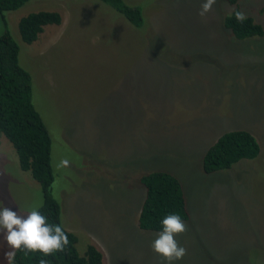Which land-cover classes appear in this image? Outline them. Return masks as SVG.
<instances>
[{"label": "rangeland", "instance_id": "1", "mask_svg": "<svg viewBox=\"0 0 264 264\" xmlns=\"http://www.w3.org/2000/svg\"><path fill=\"white\" fill-rule=\"evenodd\" d=\"M124 1L141 7L139 28L99 0H28L3 13L50 136L61 224L78 253L91 243L104 264H165L150 247L158 232L137 226L139 176L164 171L188 215L175 237L186 255L174 264H264V34L239 40L223 28L229 0L204 17V0ZM235 4L264 30V0ZM37 10L58 12L60 24L23 43L17 20ZM233 129L254 136L257 155L203 172L204 151ZM62 159L69 166L57 168ZM41 201L0 135V206L26 215Z\"/></svg>", "mask_w": 264, "mask_h": 264}, {"label": "trees", "instance_id": "2", "mask_svg": "<svg viewBox=\"0 0 264 264\" xmlns=\"http://www.w3.org/2000/svg\"><path fill=\"white\" fill-rule=\"evenodd\" d=\"M28 0H0V18L4 26L0 33V135L12 146L18 167L29 172L38 183L42 201L37 209L51 224H59L69 239L63 251L47 257L43 253L18 250L14 264H39L44 258L48 264H104L101 252L91 243L78 253L76 236L66 230L60 222L59 205L51 194L53 173L50 165V136L31 98V77L18 62V42L10 35L3 13L14 10ZM121 15L130 25L139 28L144 21L139 5L124 0H99ZM231 11L239 10L235 0ZM60 14L56 11L37 10L18 18L16 23L19 40L29 44L36 40L46 25L60 24ZM222 27L235 39L262 36L261 24L247 15L244 22H238L229 13L222 17ZM259 151L254 136L244 129H233L221 133L207 147L201 158V169L208 173L227 169L242 159H252ZM139 184L144 195L137 215L139 229L162 231L161 221L166 214L178 213L182 220L188 218L184 198L178 180L164 171H153L139 176Z\"/></svg>", "mask_w": 264, "mask_h": 264}, {"label": "clouds", "instance_id": "3", "mask_svg": "<svg viewBox=\"0 0 264 264\" xmlns=\"http://www.w3.org/2000/svg\"><path fill=\"white\" fill-rule=\"evenodd\" d=\"M216 0H204L198 15L204 17L212 10ZM234 15L238 22H244L247 15L243 11H230L229 16ZM69 166L68 159H62L57 168ZM162 231L157 233L150 245L152 250L160 255L165 264H174L186 255V249L179 244L175 237L187 231V225L178 213L166 214L161 221ZM0 231L5 232L4 238L10 251L4 255L8 264H14L16 252L27 250L29 252L39 251L45 257L63 251L69 244L68 236L59 224H51L47 217L38 209H33L22 215L19 210H13L9 205L0 206ZM39 264H48L44 258Z\"/></svg>", "mask_w": 264, "mask_h": 264}]
</instances>
